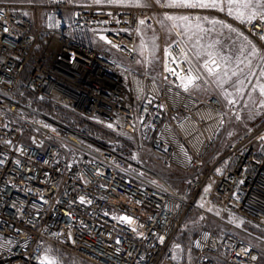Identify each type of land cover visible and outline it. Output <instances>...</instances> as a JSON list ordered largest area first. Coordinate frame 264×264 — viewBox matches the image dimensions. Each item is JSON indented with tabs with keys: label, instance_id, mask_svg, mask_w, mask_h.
I'll return each instance as SVG.
<instances>
[{
	"label": "built area",
	"instance_id": "2783aa9c",
	"mask_svg": "<svg viewBox=\"0 0 264 264\" xmlns=\"http://www.w3.org/2000/svg\"><path fill=\"white\" fill-rule=\"evenodd\" d=\"M164 3L0 1V264H55L49 245L91 264H262L243 237L205 228L193 261L170 248L206 188L210 204L264 230V107L216 149L223 107L190 91L183 45L162 46L156 76L133 66L138 30L157 27L158 15H219L263 53L264 20L256 29L259 17ZM100 123L191 172L187 186L143 170Z\"/></svg>",
	"mask_w": 264,
	"mask_h": 264
},
{
	"label": "rangeland",
	"instance_id": "374dc122",
	"mask_svg": "<svg viewBox=\"0 0 264 264\" xmlns=\"http://www.w3.org/2000/svg\"><path fill=\"white\" fill-rule=\"evenodd\" d=\"M0 1L44 2L46 0ZM72 1L95 3L94 0ZM152 1L156 2V0H139V3L145 5ZM161 2L164 1L161 0ZM102 4L108 3L104 0ZM116 5L136 4L134 0H126L124 4ZM208 9H218L236 19L222 7H208ZM167 17H173V19L169 20ZM180 17L184 16L158 15L157 27L141 26L139 28L137 34L139 40L136 41L138 61L133 68L153 76L158 75V58L162 46L180 42L185 48L192 67L190 91L200 97L216 96L222 104L224 120L218 132L216 147L219 149L261 118V112L257 108L264 107V95L260 91L261 87H264V76L261 75L264 72V53L252 37L219 15H200L194 20H182ZM229 25L231 27H228ZM212 61H215V64ZM208 68H212L213 71L209 72ZM237 115L239 119L236 118ZM98 125L103 137L109 142L124 147L127 156L143 170L155 177L168 180L174 187L183 189L187 186L191 172L169 167L165 159L147 148H144L143 152H138L130 136L113 127H108V124ZM202 228L218 235L232 233L243 237L256 247L259 261L264 264V230L247 222L240 215L210 204L206 191L199 195L195 206L176 234L173 247L170 248L178 260L183 263L193 261L195 252L191 248V242ZM47 247L49 258L55 264H83L84 262L91 264L64 250L50 245Z\"/></svg>",
	"mask_w": 264,
	"mask_h": 264
},
{
	"label": "snow or ice",
	"instance_id": "6c2138e0",
	"mask_svg": "<svg viewBox=\"0 0 264 264\" xmlns=\"http://www.w3.org/2000/svg\"><path fill=\"white\" fill-rule=\"evenodd\" d=\"M68 2H71V0H68ZM95 3L99 4L104 2V0H94ZM106 2L108 4H124L126 2V0H106ZM218 0H166V2L164 3V7H173V8H208V7H216ZM226 2L228 4H235V3H242L244 7H249V6H254L256 7L258 10L251 13V15L247 16L246 19L249 23H251L253 20H256L257 17H259L260 19L257 20V23L253 24V28L259 29L260 26V21L264 20V0H226ZM134 3L136 4V6H146L143 4L139 3V0H134ZM156 3H161V0H156ZM26 14V13H25ZM231 14V12L229 13ZM242 18L243 17V14ZM167 19L171 20L173 19V17H167ZM180 19L182 20H187L188 17H180ZM140 25H144L145 24V20L141 19L139 21ZM228 27H231L230 25ZM233 31H235V29H233ZM260 31L264 32V29H260ZM101 40H104L107 43H111V41H108L107 38L105 36H100ZM261 40H264V35L260 36ZM250 43V41H249ZM114 47H120V45H113ZM253 51H255V46H253ZM166 55H167V50H166ZM213 64H215V61H212ZM207 66V64L205 65ZM166 71H171L170 69L167 68V66L165 67ZM209 72H212L213 69L212 68H208ZM233 75H235V73H233ZM262 76H264V72L261 73ZM188 80L191 82L192 77L189 76ZM188 85L185 84V88L187 89ZM237 91H239V89H237ZM261 94L264 95V87H261L260 89ZM229 103H234V101H229ZM237 119H239V115H237L236 117ZM108 127H112V125H108ZM260 139L264 140V136L260 137ZM219 171V170H218ZM205 191H208V189L206 188ZM81 201L83 202V197H81ZM90 203V201H89ZM123 219H128L127 217H124ZM178 247V246H177ZM245 252H247L248 250L245 249ZM253 260H256L257 257L253 256L252 257ZM40 264H44V260H41ZM49 264H51V262H49Z\"/></svg>",
	"mask_w": 264,
	"mask_h": 264
},
{
	"label": "crops",
	"instance_id": "0c3cea01",
	"mask_svg": "<svg viewBox=\"0 0 264 264\" xmlns=\"http://www.w3.org/2000/svg\"><path fill=\"white\" fill-rule=\"evenodd\" d=\"M164 2H166V0H163ZM216 7H222L226 10L229 11V13L231 12V16L238 19V20H247L246 17L251 15V13L257 11L258 9L254 6H249V7H244L242 3H235V4H228L226 2V0H218ZM243 17L242 18V15ZM140 37V35H139ZM138 38V37H137ZM139 40V38L137 39ZM138 52V49H137Z\"/></svg>",
	"mask_w": 264,
	"mask_h": 264
},
{
	"label": "trees",
	"instance_id": "16d2710c",
	"mask_svg": "<svg viewBox=\"0 0 264 264\" xmlns=\"http://www.w3.org/2000/svg\"><path fill=\"white\" fill-rule=\"evenodd\" d=\"M99 127V126H98ZM127 143V142H126ZM83 264H87L86 262H84Z\"/></svg>",
	"mask_w": 264,
	"mask_h": 264
}]
</instances>
